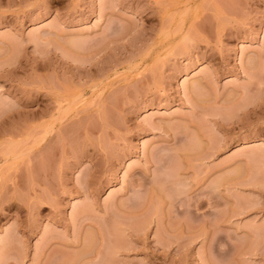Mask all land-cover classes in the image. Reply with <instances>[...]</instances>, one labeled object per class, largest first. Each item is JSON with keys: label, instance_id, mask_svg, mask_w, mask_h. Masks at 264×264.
Instances as JSON below:
<instances>
[{"label": "rangeland", "instance_id": "1", "mask_svg": "<svg viewBox=\"0 0 264 264\" xmlns=\"http://www.w3.org/2000/svg\"><path fill=\"white\" fill-rule=\"evenodd\" d=\"M0 264H264V0H0Z\"/></svg>", "mask_w": 264, "mask_h": 264}]
</instances>
